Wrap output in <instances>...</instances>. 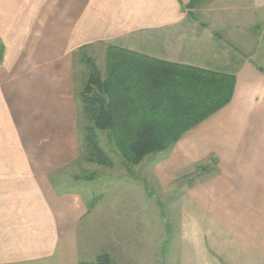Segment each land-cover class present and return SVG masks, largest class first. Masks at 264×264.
Returning <instances> with one entry per match:
<instances>
[{
	"label": "crops",
	"instance_id": "1",
	"mask_svg": "<svg viewBox=\"0 0 264 264\" xmlns=\"http://www.w3.org/2000/svg\"><path fill=\"white\" fill-rule=\"evenodd\" d=\"M188 1L0 0V264H264V0ZM109 44L235 76L229 103L132 165L148 179L125 205L54 177L82 157L84 54L103 70Z\"/></svg>",
	"mask_w": 264,
	"mask_h": 264
},
{
	"label": "trees",
	"instance_id": "2",
	"mask_svg": "<svg viewBox=\"0 0 264 264\" xmlns=\"http://www.w3.org/2000/svg\"><path fill=\"white\" fill-rule=\"evenodd\" d=\"M202 1L189 0L186 7ZM3 51L0 43V60ZM104 61L101 70L93 58H85L87 77L77 93L85 121L87 152L82 159L104 166L111 161L96 130L106 131L109 145L127 165H135L148 154L171 148L185 131L229 103L235 88L233 74L111 44ZM81 264H110V257L104 252Z\"/></svg>",
	"mask_w": 264,
	"mask_h": 264
},
{
	"label": "rangeland",
	"instance_id": "3",
	"mask_svg": "<svg viewBox=\"0 0 264 264\" xmlns=\"http://www.w3.org/2000/svg\"><path fill=\"white\" fill-rule=\"evenodd\" d=\"M262 52L264 55V43L262 44ZM102 54H103V49L101 47L95 46L93 50H86L83 58L91 57L96 61L98 65V62L100 63V60L102 58ZM86 71L87 69L84 63L83 64L78 62L75 63V77L77 81H80L81 79L85 78ZM84 124L85 121L83 119V116L81 115L79 116V136L81 137V154L82 153L85 154V152H87L84 142V135H85V131L83 129ZM96 135L99 141V145L102 147L103 150H105L111 161V165L107 166L108 168H103L104 173L99 172L100 169L99 165L93 162H87L86 160L82 159V157H79L77 161L70 167V171H68L67 176L62 177L61 175H56L54 177L56 178L59 177L58 178L59 180L64 179L66 181L65 184L62 186L64 189L70 187H76V189L81 191L90 202L94 201V198H96L97 193L102 192L103 194L105 193V195L103 196L109 203L114 204L115 202H118V203H124V205L128 204L127 200H130L129 198L131 197V195L125 189L130 187L131 184L135 182V180H138L139 183L136 184L138 185L141 184L143 188L145 183L142 180V178L144 177L148 179V175L146 173L142 176V174L140 173V168L137 170L134 167H132V165H127L123 161L121 156L115 152L114 148L111 145H109L107 141L106 131L96 130ZM164 153L165 152L159 151L149 154L143 159L140 167L150 171L149 166L151 165L153 159L162 157ZM131 167L134 170L133 172ZM131 173H133V179H134L133 181H132ZM91 175H93V177L87 179L85 178V176H91ZM154 189L156 192H158V185H155ZM143 192H144L143 193L144 199L148 203L153 204L152 199L148 197L146 191ZM159 197L162 198L163 195L160 194ZM167 208H168L167 201H163V202L161 201L160 204L156 205L154 212L157 221H163L164 216L166 218L165 220L170 219L168 215L170 214V212L168 211ZM154 212L153 209L149 212L151 217L153 216ZM172 218H175V215ZM93 249L97 250V248L95 247H93ZM94 261L95 258L93 257L90 260V262H94ZM110 264H114V263L113 262L111 263L110 260Z\"/></svg>",
	"mask_w": 264,
	"mask_h": 264
}]
</instances>
